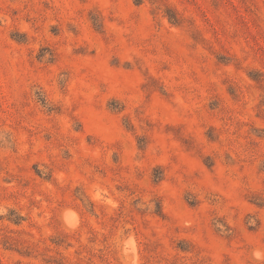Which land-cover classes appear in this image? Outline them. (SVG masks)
Returning a JSON list of instances; mask_svg holds the SVG:
<instances>
[{"label":"rangeland","instance_id":"rangeland-1","mask_svg":"<svg viewBox=\"0 0 264 264\" xmlns=\"http://www.w3.org/2000/svg\"><path fill=\"white\" fill-rule=\"evenodd\" d=\"M0 264H264V0H0Z\"/></svg>","mask_w":264,"mask_h":264}]
</instances>
